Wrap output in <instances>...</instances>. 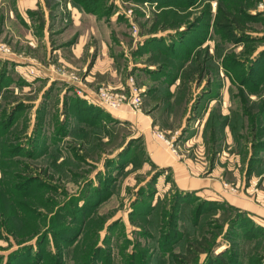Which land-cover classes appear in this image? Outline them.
I'll list each match as a JSON object with an SVG mask.
<instances>
[{
  "label": "rangeland",
  "instance_id": "obj_1",
  "mask_svg": "<svg viewBox=\"0 0 264 264\" xmlns=\"http://www.w3.org/2000/svg\"><path fill=\"white\" fill-rule=\"evenodd\" d=\"M37 1V8L33 4L21 16L11 10L15 35L3 8L16 9V2L0 1V264H204L211 248L203 245L212 243L218 259L213 264H263L264 227L240 213L229 229L225 223L235 213L214 217L204 200L198 215L192 198L177 193L169 175L155 184L163 168L151 173L145 165L141 171L144 149L132 118L143 115L166 152L187 159L194 143L183 135L196 126V117L197 124L205 117L212 137L221 119L218 106L203 109L197 101L220 98L227 79L233 117L244 113L249 122H264V0ZM66 1L70 11L88 15L95 30H111L105 37L117 84L89 75L87 65L37 61L54 76L47 83L29 66L30 48L42 45L41 30L74 25L72 13L52 15ZM222 13L240 21L234 28L239 39L216 25ZM34 30L38 41L30 40ZM49 31L47 39L56 34ZM211 84L212 93L203 98ZM101 88L125 97L118 110L109 109L115 120L103 107L97 116L93 105H100ZM129 89L139 98L133 110ZM227 183L231 192L238 190ZM154 207L153 219L160 220L150 225L144 213ZM169 213L173 218L166 225Z\"/></svg>",
  "mask_w": 264,
  "mask_h": 264
},
{
  "label": "crops",
  "instance_id": "obj_2",
  "mask_svg": "<svg viewBox=\"0 0 264 264\" xmlns=\"http://www.w3.org/2000/svg\"><path fill=\"white\" fill-rule=\"evenodd\" d=\"M0 1L3 2L4 0ZM15 2L16 9H12V7H9V9L3 8L5 23L7 21L11 25L10 30L14 35L16 30H13L14 25L11 24V10L21 16L22 12L25 9L32 8L33 4L36 8L38 6L37 0H15ZM69 5V1H66L62 5L63 7L61 5L56 6L52 15L56 18L61 12L67 13V15L72 13L75 18L74 25L69 26L67 30H60V32H57L59 30H48L51 33H56L48 39V31L41 30L39 41H42V45L30 48L29 66H36L35 68L41 75L39 78L48 81L47 83L51 82L54 76L43 71L42 67H38L37 61L44 63L49 60L59 61L68 66H74L75 64L87 65L89 75L97 76L96 79L99 81L107 80V82L117 84L116 78H114L116 75L112 71L113 48L111 47V40H107L105 37V35L110 34L111 30H95L96 24L91 22L88 15H86L88 17L84 16L77 9L70 11L68 9ZM64 7L66 12L62 10ZM94 20L96 21L95 17ZM86 21H89L90 26ZM18 31L20 32V30ZM15 37L18 38V35ZM30 40L38 41L36 30L32 32ZM178 82H180V79L176 78L175 83L179 86ZM47 86L49 87V84ZM227 86L228 80L224 79L222 80L220 98L209 96L206 103L205 101L201 102L202 99L197 101V103L200 102L198 107H203V109H206L208 105L218 106V111L221 113L218 124L219 130H214L216 133L212 137L211 130L205 128V117L198 124V118L196 117V121H194L196 126H191V129L183 135V138L184 136L188 138V143H194L191 150L195 152L192 151L187 159L181 161L172 158L164 149L161 141L154 138L147 118L143 115L133 117L132 119L135 120L133 127L136 130L135 132L139 131L144 149L145 163L141 171L146 169L145 165L148 169L149 167L152 168L151 173L163 168V171L158 173L156 185L161 183V177L163 179L166 175H169L177 193L180 192L183 196L188 194L192 198L194 207H197L199 202L204 200L210 203L205 209L210 210L213 214L211 215L214 217H223L229 211L237 212L245 215L255 225L264 227V122L259 121L261 119L257 118H251L249 122L244 113L241 117L236 115L233 117L234 112L232 111L235 110L229 107ZM210 87L209 91H207L208 89L204 91L203 98L212 93V84ZM196 88L198 89V86ZM202 103L203 106H201ZM93 106H95L98 116V107L103 106L99 104ZM105 110L109 113L107 114L109 118L116 119L113 111L107 108ZM105 110L102 111L106 113ZM92 113L95 114V112ZM130 121L132 120L130 119ZM233 137L241 140L235 141L236 144H234ZM230 140L232 144H230ZM234 146L236 149L229 155L227 150L234 149ZM129 175L127 181L132 183ZM225 180L236 183L238 190L231 192L227 189ZM144 182L145 179L138 186L144 184ZM156 191L151 206L155 205L160 195L158 188ZM226 222L225 225L228 227L229 220Z\"/></svg>",
  "mask_w": 264,
  "mask_h": 264
},
{
  "label": "trees",
  "instance_id": "obj_3",
  "mask_svg": "<svg viewBox=\"0 0 264 264\" xmlns=\"http://www.w3.org/2000/svg\"><path fill=\"white\" fill-rule=\"evenodd\" d=\"M216 25L222 27L224 33H226L228 36H230L231 39H233V40H237V39H239V36H238V35L236 34V32L234 31V30H235L234 28L240 26L241 23H240V21L238 20V18H237L234 14H228V13H225V14H224V13H222V14L218 15ZM239 41H240V40H239ZM77 96H78V95H77ZM133 141H134V140H130V141L127 143V145H126V147H125V149H126L125 152H126V151L128 152V151L130 150V148L133 146V145H132ZM179 199H180V197H177V200H179ZM177 200H176V201H177ZM175 207H176V205H174V207H173V217H174V213H175ZM178 209H179V206H178ZM148 210H149V209H148ZM148 210L145 211L144 214H145V216L147 217V218H146L147 220L150 218V219H149V223H150V225H153V222H155V221H159V220H160V218H159L160 215L157 216L158 220H155V219H153V217H155V215H153L154 211L156 210L155 207H154V208H150L149 211H148ZM201 210H202V209H201V204H199V205L196 207V212H197L198 215H199V213L201 212ZM177 212H178V211H177ZM240 215H241L240 213L235 212V214H232V216H230V218H229V226H230V228H229V229L235 227V225L237 224V221H238V218H239ZM161 216H162V215H161ZM173 217L171 216V213H169V215H167V217H166V219H167L166 225H168V224L171 225V219H172ZM169 218H171V219H169ZM162 220H163V218L161 219V223H162ZM237 226H238V225H237ZM238 228H239V226H238ZM230 231H232V230H230ZM146 233H148V235L151 236V234H150L149 231L146 232ZM167 233H168V231L165 232L164 235H166ZM161 234H162V230H161ZM166 236H168V235H166ZM226 239H228V237H226ZM153 241H154V243H152V244L155 246V245H156L155 243L157 242V240H153ZM169 241H170V239H169V238H166V240H165V242H164V245L167 244ZM196 241H197V240H196ZM196 241H195V242H196ZM196 243H197V244H200V242H196ZM201 246H202V245H201ZM201 246H200V247H201ZM212 246H214L213 243H212L211 245H209L208 247H206V245H205V246L203 245L205 251L211 248V253L209 252V256L207 257L206 262H205L204 264H213V262H217V261H218L216 255L213 254ZM192 248H193L192 243L188 244V245L186 246V249H185V253H184V254L187 256L188 253L192 250ZM206 248H207V249H206ZM200 252H201V251H200ZM237 255H238V254H237ZM259 256H260V258H259V262H262V263L264 264V258L262 257V254H260ZM182 258H184V257H182ZM195 259H196V258H195Z\"/></svg>",
  "mask_w": 264,
  "mask_h": 264
},
{
  "label": "built area",
  "instance_id": "obj_4",
  "mask_svg": "<svg viewBox=\"0 0 264 264\" xmlns=\"http://www.w3.org/2000/svg\"><path fill=\"white\" fill-rule=\"evenodd\" d=\"M74 90L77 94L83 93V89H81L80 87H75ZM129 90H130L128 92L129 100L127 101V104L132 109V108H135V106L137 105V101L139 98L136 95V93L133 91V89L132 90L129 89ZM96 97L100 105H102L103 107L107 109H115V110H118L121 107L122 99L125 98L122 95L111 93L107 89H104V88H101L96 92ZM160 138H163V136L160 135Z\"/></svg>",
  "mask_w": 264,
  "mask_h": 264
}]
</instances>
